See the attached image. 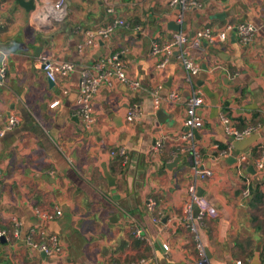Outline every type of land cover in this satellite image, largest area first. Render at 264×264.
Segmentation results:
<instances>
[{"label":"crops","instance_id":"0c3cea01","mask_svg":"<svg viewBox=\"0 0 264 264\" xmlns=\"http://www.w3.org/2000/svg\"><path fill=\"white\" fill-rule=\"evenodd\" d=\"M196 2L179 22L180 9L169 0H68L66 17L41 31L32 23V10L16 0H0V50L5 53L0 128L10 113L20 119L0 135V264L139 259L146 264H198L199 242L191 223L204 247L205 264H264V167H256L264 148V0ZM116 17L125 24L98 46L79 47L87 33ZM28 20L36 27L32 32ZM240 22L257 27L251 42L231 31L223 42L203 40L198 47H187L200 64L191 81L176 53L159 67L160 55L151 52L154 41L172 39L175 24L192 39L201 28L217 31ZM110 53L119 54L140 87L131 89L118 80L103 86L93 99L95 121L86 127L75 105L81 71ZM40 54L71 61L75 70L51 83L40 67ZM173 91L176 99L169 98ZM193 91L203 96V125L195 140L202 166L212 172L197 181V189L217 215L197 214L190 220L185 204L194 180L193 161L181 135L187 131V101ZM57 98L59 104L51 108ZM133 106L138 115L129 121ZM160 108L166 115L162 121L156 117ZM223 116L238 129L258 126L251 134L255 141L242 150L233 147L228 157L220 156V148L231 143ZM157 140L163 145L154 152ZM121 148L125 157L117 159ZM242 153L247 159L239 165ZM106 170L115 178L114 187ZM36 209L52 217L45 219ZM28 235L45 243L54 235L59 249L39 251L25 242Z\"/></svg>","mask_w":264,"mask_h":264},{"label":"built area","instance_id":"2783aa9c","mask_svg":"<svg viewBox=\"0 0 264 264\" xmlns=\"http://www.w3.org/2000/svg\"><path fill=\"white\" fill-rule=\"evenodd\" d=\"M67 0H46L45 3L36 4L35 8L32 10V23L41 31L49 30L56 22L62 21L67 14ZM171 6H178L180 9L178 15V21H182L183 13L185 10L190 9L194 6H197L198 3L196 0H169ZM109 11H113V8L110 7ZM124 21L121 18L116 17L114 20L109 23L99 27L94 32L87 33L86 39L83 44H80L79 47L82 49L84 46H98L99 40L103 41L110 33L117 27L124 25ZM257 27L252 22H240L238 24L228 23L220 30H211L210 28H201L196 31L195 36L190 39L189 36L182 30H177L173 32L172 39L166 43L160 44L157 41H154L152 44L151 52L156 55H160L161 60L159 62V67H164L170 60V58L177 52V55L186 69V79L188 81L192 80V77L195 76L200 71V64L195 62L187 53V47H198L201 42L204 40L209 44H215L217 42H223L227 39L229 32L236 31L242 42L248 43L251 42L254 38ZM5 53L0 50V78H3L5 75ZM40 67L47 77V79L53 83L65 79L68 77L74 70L75 64L71 61L58 60L51 58L47 55L40 54L38 56ZM114 80H118L127 87L131 89H137L140 87L138 80L131 78L126 71L125 63L122 61L118 53H110L108 55L101 56L97 59L92 60L90 63L84 66L81 71V81L78 94L75 100L76 113L81 117L86 127L91 126L94 121V109H93V99L95 95L103 86L111 87ZM154 96V105L158 106L159 96L157 90L153 92ZM169 98L176 99L177 95L173 91L169 94ZM60 102V99H55L50 103V107L53 108L57 106ZM203 104V96L200 91H193L192 95L187 101V114L185 119V125L187 131L182 133L181 137L186 142L184 147L192 155V172L194 175V180L188 185L187 193L188 200L185 204L186 217L192 220L194 215V209L199 208L197 217L202 218L205 215L216 216L217 209L216 207L204 196L198 194L197 181L202 180L205 177L211 175V170L204 168L201 164V156L197 147L195 140L194 130L199 129L203 125V118L199 109ZM138 115V108L133 106L127 114V120L132 121ZM19 116L16 113H10L5 125L0 128V135H3L5 131L12 129L19 123ZM224 123V128L226 133L231 137V139L238 141L242 140L251 134H253L258 126H247L243 129L236 128L233 124L230 123L227 116L222 117ZM162 140H157L152 145V150L154 152H159L162 148ZM233 153V146L230 143L223 149H220V156L228 157ZM117 156L125 157V151L123 148L116 151ZM247 156L242 153L239 155V165L243 164L246 161ZM256 167L263 169L264 167V148L262 156L256 160ZM249 189L244 190V194L247 195ZM149 208L153 209V203H148ZM36 212L40 214L43 218L52 217V215L41 212L36 209ZM191 230L195 233L196 239L199 242L198 248L200 251L201 258L198 264H205L206 254L203 245L199 241V236L197 234L196 226L194 223L190 224ZM137 234L140 233L139 230L136 231ZM2 233H0L1 236ZM15 235L18 236V229L15 231ZM51 242H35L31 235L26 236L25 242L38 249L43 251L46 254L52 253L54 250L59 249L58 240L53 235L50 236ZM167 249V245H163ZM237 264H244L242 261L238 260ZM117 264H146L144 259H139L131 262H120Z\"/></svg>","mask_w":264,"mask_h":264},{"label":"water","instance_id":"95a60500","mask_svg":"<svg viewBox=\"0 0 264 264\" xmlns=\"http://www.w3.org/2000/svg\"><path fill=\"white\" fill-rule=\"evenodd\" d=\"M16 1L23 8H25V10H27V11L33 10L35 8V5H36L34 0H16ZM179 27L180 26L178 24H175L172 28L175 29V30H178ZM101 44H102V42H101ZM15 48H16L15 46H11L12 50L15 49ZM40 51H41V48L37 47L36 51H35V54L38 55ZM175 53L177 54V52H175ZM51 83H53V82H51ZM156 117L160 121H162V119H164L166 117L165 112H164V110L162 108H160V109H158L156 111ZM194 134L197 136V131L196 130H194ZM255 139H256V135H251L249 137L244 138L243 140L235 141V140L231 139L230 141L233 144V147L235 148V150H242L245 147H247L248 145H250L253 141H255ZM231 158L233 159L235 157H231ZM168 164H174V161L172 163H168ZM167 166H169V165H167ZM105 176L108 179V184L110 186L114 187L115 186V178L112 175H110V173L107 170L105 171ZM199 195H201V191H200ZM114 198L116 200L119 199V195L115 194ZM198 212H199V208H195L194 209V216H196L198 214ZM206 252H207V250H206Z\"/></svg>","mask_w":264,"mask_h":264},{"label":"trees","instance_id":"16d2710c","mask_svg":"<svg viewBox=\"0 0 264 264\" xmlns=\"http://www.w3.org/2000/svg\"><path fill=\"white\" fill-rule=\"evenodd\" d=\"M223 148H225V147H221L220 149H223ZM119 158H120V156H117V159H119ZM258 192H259V191H258L257 188L253 189V193H255L256 195H259Z\"/></svg>","mask_w":264,"mask_h":264},{"label":"rangeland","instance_id":"374dc122","mask_svg":"<svg viewBox=\"0 0 264 264\" xmlns=\"http://www.w3.org/2000/svg\"><path fill=\"white\" fill-rule=\"evenodd\" d=\"M29 23L31 24V21H29ZM29 27H30V29H28L29 32H32V31H34V29H36V27L33 24H31V26H29Z\"/></svg>","mask_w":264,"mask_h":264}]
</instances>
